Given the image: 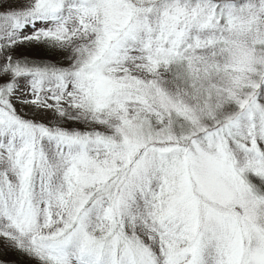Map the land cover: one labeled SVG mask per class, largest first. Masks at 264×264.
Returning a JSON list of instances; mask_svg holds the SVG:
<instances>
[{
    "label": "snow or ice",
    "instance_id": "1",
    "mask_svg": "<svg viewBox=\"0 0 264 264\" xmlns=\"http://www.w3.org/2000/svg\"><path fill=\"white\" fill-rule=\"evenodd\" d=\"M0 264H264V0H0Z\"/></svg>",
    "mask_w": 264,
    "mask_h": 264
},
{
    "label": "trees",
    "instance_id": "2",
    "mask_svg": "<svg viewBox=\"0 0 264 264\" xmlns=\"http://www.w3.org/2000/svg\"><path fill=\"white\" fill-rule=\"evenodd\" d=\"M25 54H28V55H33V56H35V55H39V53L36 51V50H32V51H26V53ZM8 259H12V260H14L15 259V257H9Z\"/></svg>",
    "mask_w": 264,
    "mask_h": 264
}]
</instances>
